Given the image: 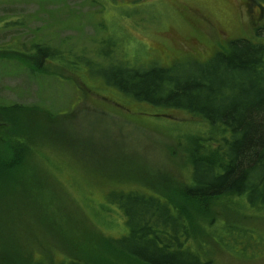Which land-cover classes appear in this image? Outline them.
<instances>
[{
	"label": "rangeland",
	"instance_id": "1",
	"mask_svg": "<svg viewBox=\"0 0 264 264\" xmlns=\"http://www.w3.org/2000/svg\"><path fill=\"white\" fill-rule=\"evenodd\" d=\"M256 4L0 0V105L35 107L14 110L23 137L7 122L0 128L2 141L26 142L30 166L18 168L4 190L0 186V262L24 264L25 251L56 262L69 257L75 249L66 234L81 248L95 234L121 245L134 231L117 207L121 193H169L189 181L181 151L189 159L186 151L201 134V122L181 110L129 98L114 77L122 61L135 70L156 64L178 71L192 60L206 62L234 38L261 40L256 28L264 24V2L263 9ZM36 62L44 73L32 70ZM223 205L234 209L232 220L254 232L251 247L224 248L201 226L190 244L211 264H264V209L237 198Z\"/></svg>",
	"mask_w": 264,
	"mask_h": 264
},
{
	"label": "trees",
	"instance_id": "2",
	"mask_svg": "<svg viewBox=\"0 0 264 264\" xmlns=\"http://www.w3.org/2000/svg\"><path fill=\"white\" fill-rule=\"evenodd\" d=\"M255 1L261 9L264 0ZM256 37L261 40H229L206 62L192 60L178 71L156 64L135 70L122 61L123 70L114 77L120 92L137 102L181 110L189 115L188 119L201 122L198 126L202 132L197 130L201 134L192 137L193 147L186 151L189 159L181 151L190 179L173 188L171 194L158 190L146 195L131 189L121 193L117 207L129 218L128 228L134 229L123 245L115 238L95 234L89 245L81 248L82 243L66 234L75 249L72 255L67 250L70 256L56 262L25 251L24 264H211V259L203 258L200 249L189 242L192 232L200 226L224 248L239 245L241 251L251 247L254 232L250 230L251 234L249 227L232 220L228 214L234 209L223 204L237 198L252 208L264 209V24L256 28ZM35 46L45 48L37 43ZM41 62H36L32 70L44 73ZM17 107L35 108L0 105V128L7 122L21 138L13 115ZM27 138L31 140V136ZM24 143L21 139L10 142L0 138L3 190L13 183L10 179L21 166H27ZM176 147L171 145L174 151ZM6 252L10 251L6 248Z\"/></svg>",
	"mask_w": 264,
	"mask_h": 264
},
{
	"label": "flooded vegetation",
	"instance_id": "3",
	"mask_svg": "<svg viewBox=\"0 0 264 264\" xmlns=\"http://www.w3.org/2000/svg\"><path fill=\"white\" fill-rule=\"evenodd\" d=\"M203 20H205V21H206V19H203Z\"/></svg>",
	"mask_w": 264,
	"mask_h": 264
}]
</instances>
